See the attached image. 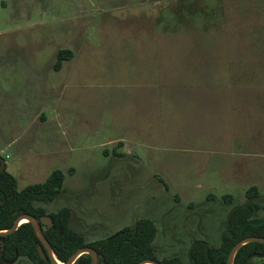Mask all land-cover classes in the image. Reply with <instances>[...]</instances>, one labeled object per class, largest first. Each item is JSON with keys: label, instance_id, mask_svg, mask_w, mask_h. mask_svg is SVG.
Returning a JSON list of instances; mask_svg holds the SVG:
<instances>
[{"label": "rangeland", "instance_id": "rangeland-1", "mask_svg": "<svg viewBox=\"0 0 264 264\" xmlns=\"http://www.w3.org/2000/svg\"><path fill=\"white\" fill-rule=\"evenodd\" d=\"M0 158L18 190L61 169L38 204L86 240L217 246L253 185L264 216V0H0Z\"/></svg>", "mask_w": 264, "mask_h": 264}, {"label": "trees", "instance_id": "trees-1", "mask_svg": "<svg viewBox=\"0 0 264 264\" xmlns=\"http://www.w3.org/2000/svg\"><path fill=\"white\" fill-rule=\"evenodd\" d=\"M69 49H60L56 53L54 68L59 69L62 61L70 59ZM71 170V169H70ZM64 172L54 169L49 176L38 183L28 184L17 189V179L5 169L0 171V230L13 225L22 213L36 219L47 214L52 220V227L43 229L55 257L65 262L80 247H92L98 255V264H137L150 258L160 264H227L232 246L247 236L264 237V216L257 217L256 212L262 208L260 192L256 186L246 190L247 200L234 205L227 212L225 228L217 246L203 239L194 238L188 248L187 261L178 256L158 258L152 244L156 235L154 222L147 218L138 219L132 226L122 228L116 234L96 240H86L81 232L70 226L71 210L62 207L54 213H47L38 202H50L60 192ZM224 198L231 202V195ZM39 239L30 222L21 223L12 233L0 236V264L18 257H26L33 264H53L49 258H41L37 251ZM254 256L264 257V243L258 241L242 245L235 254L234 264H251ZM72 264H92L91 256L81 254Z\"/></svg>", "mask_w": 264, "mask_h": 264}, {"label": "water", "instance_id": "water-1", "mask_svg": "<svg viewBox=\"0 0 264 264\" xmlns=\"http://www.w3.org/2000/svg\"><path fill=\"white\" fill-rule=\"evenodd\" d=\"M4 169H5V162L2 158H0V171H2ZM21 219H25L24 222H30L32 224L33 229L35 231V234L37 235V237L39 239V243L37 244V251H38L41 258H43V259L49 258L53 264H72L81 254L87 253L91 256L92 264H98L97 252L95 249H93L92 247H89V246L78 248L75 252H73L68 257V259L65 262L59 261L55 257L53 250H52L48 240L45 238V236L42 232L41 225H40V223L47 224L48 226L52 225V220H51L50 216H47V215L41 216L40 221H38L32 215L22 213L16 217V219L13 222V225L10 228L0 230V236L9 234V233H12L13 231H15L17 229V227L21 223H23V222H20ZM252 241H258V242L264 243V237L247 236V237H244V238L240 239L239 241H237L232 246V248L228 254L227 264H234V257H235L236 252L238 251V249L242 245H244L248 242H252ZM16 257H17V255L15 256V258ZM9 262H11V261H9ZM137 264H160V263L154 259L146 258V259L139 261Z\"/></svg>", "mask_w": 264, "mask_h": 264}, {"label": "flooded vegetation", "instance_id": "flooded-vegetation-1", "mask_svg": "<svg viewBox=\"0 0 264 264\" xmlns=\"http://www.w3.org/2000/svg\"><path fill=\"white\" fill-rule=\"evenodd\" d=\"M44 215H47V214H44ZM44 215H41V216H44ZM40 216V217H41ZM47 216H49V215H47ZM40 217L39 218H37V220L38 221H40ZM40 225H41V228H42V232H43V229L44 228H46V227H52V225H53V223H52V225L51 226H48L47 224H43V223H40ZM71 226V225H70ZM72 228V227H71ZM73 229V228H72ZM73 230H75V229H73ZM75 231H77V230H75ZM79 232V231H78ZM83 234V233H82ZM84 235V234H83ZM85 237V236H84ZM20 257H14V259L13 260H9V261H11V262H9V261H7L5 264H13V263H15V262H17L18 261V259H19ZM22 258H26V257H22ZM27 259V258H26ZM46 260V259H45ZM30 261V260H29Z\"/></svg>", "mask_w": 264, "mask_h": 264}, {"label": "bare ground", "instance_id": "bare-ground-1", "mask_svg": "<svg viewBox=\"0 0 264 264\" xmlns=\"http://www.w3.org/2000/svg\"><path fill=\"white\" fill-rule=\"evenodd\" d=\"M24 221H25V219H21V220H20V222H24Z\"/></svg>", "mask_w": 264, "mask_h": 264}, {"label": "crops", "instance_id": "crops-1", "mask_svg": "<svg viewBox=\"0 0 264 264\" xmlns=\"http://www.w3.org/2000/svg\"><path fill=\"white\" fill-rule=\"evenodd\" d=\"M5 162V161H4ZM263 194H261L260 196H262Z\"/></svg>", "mask_w": 264, "mask_h": 264}]
</instances>
